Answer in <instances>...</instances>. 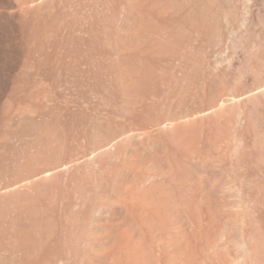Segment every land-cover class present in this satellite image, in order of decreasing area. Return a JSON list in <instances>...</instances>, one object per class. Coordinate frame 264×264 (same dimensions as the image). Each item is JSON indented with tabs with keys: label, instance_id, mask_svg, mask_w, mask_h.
<instances>
[{
	"label": "rangeland",
	"instance_id": "374dc122",
	"mask_svg": "<svg viewBox=\"0 0 264 264\" xmlns=\"http://www.w3.org/2000/svg\"><path fill=\"white\" fill-rule=\"evenodd\" d=\"M0 193V264H264V0H0Z\"/></svg>",
	"mask_w": 264,
	"mask_h": 264
},
{
	"label": "bare ground",
	"instance_id": "6f19581e",
	"mask_svg": "<svg viewBox=\"0 0 264 264\" xmlns=\"http://www.w3.org/2000/svg\"><path fill=\"white\" fill-rule=\"evenodd\" d=\"M188 118V117H187ZM139 137V136H138ZM107 145H109V144H107ZM114 145H116V143L114 144ZM104 148H105V145H104ZM104 152V151H103ZM56 170V169H55ZM53 171V170H52ZM46 172V171H45ZM43 173L41 172V174L40 175H42ZM45 174V173H44ZM43 174V175H44ZM46 176V175H45ZM44 176V177H45ZM36 177V176H35ZM40 177V176H39ZM43 180V179H42ZM12 187V186H11ZM1 194V193H0ZM132 216V215H131ZM94 230V229H93ZM95 230H96V228H95ZM99 231V230H98ZM124 242V241H123ZM121 243H122V241H121ZM127 243V242H126ZM123 244V243H122ZM124 245V244H123ZM130 245V244H129ZM124 248V247H123ZM122 249V248H121Z\"/></svg>",
	"mask_w": 264,
	"mask_h": 264
}]
</instances>
